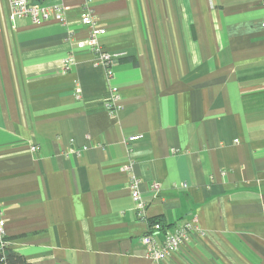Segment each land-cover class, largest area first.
I'll return each mask as SVG.
<instances>
[{"label": "crops", "instance_id": "0c3cea01", "mask_svg": "<svg viewBox=\"0 0 264 264\" xmlns=\"http://www.w3.org/2000/svg\"><path fill=\"white\" fill-rule=\"evenodd\" d=\"M44 1L65 21L12 22L0 0L8 248L33 264H264L263 0H93L99 43L122 53L109 69L77 45L85 0ZM190 219L174 255L146 256L155 220L162 239Z\"/></svg>", "mask_w": 264, "mask_h": 264}, {"label": "built area", "instance_id": "2783aa9c", "mask_svg": "<svg viewBox=\"0 0 264 264\" xmlns=\"http://www.w3.org/2000/svg\"><path fill=\"white\" fill-rule=\"evenodd\" d=\"M11 6L10 20L15 22L18 19L30 18L34 24H40L43 21L56 18L59 21L64 22L66 19V7L63 4L52 3L48 4L44 0H7ZM52 2L57 0H50ZM93 0H85V8L81 15V21L89 28V37L86 41H80L78 47H88L96 55V60L106 68H110L111 65L117 60L122 53L111 54L104 50L99 43L100 35H103L106 30L98 27L93 10L91 8ZM264 5V0H263ZM264 28V20L262 22ZM120 100V94L116 89H113L110 94V99L105 102L106 109L115 114L121 105L118 103ZM138 139L137 136L128 138V143ZM32 150H36L33 146ZM86 150V148H85ZM126 169H131V163L125 166ZM139 180L132 176L130 179V189L132 198L135 202V207L140 218L145 217L146 203L142 199L139 191ZM154 190L159 189L158 184L152 186ZM196 227V220L190 219L185 222H179L174 225L173 230L166 231L162 239L157 237V233L163 230L161 223L156 222L153 225V230L148 232L143 237V242L146 247V256L158 263L165 262L169 257L174 255L184 244H186L191 237V233ZM6 220L0 200V249L3 250L8 247V240L6 238Z\"/></svg>", "mask_w": 264, "mask_h": 264}, {"label": "trees", "instance_id": "16d2710c", "mask_svg": "<svg viewBox=\"0 0 264 264\" xmlns=\"http://www.w3.org/2000/svg\"><path fill=\"white\" fill-rule=\"evenodd\" d=\"M129 59L131 58H122L121 60L124 61ZM131 60H133V62L136 63L134 58H132ZM156 222L161 223L162 228L164 227V225L160 220H155L153 223ZM0 264H33V263H30L28 260H26V258L23 255L14 252L13 250L7 247L3 250L0 249Z\"/></svg>", "mask_w": 264, "mask_h": 264}]
</instances>
